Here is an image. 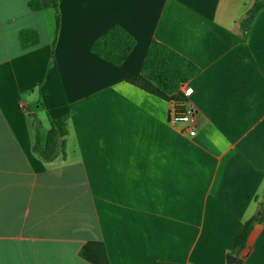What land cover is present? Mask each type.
Instances as JSON below:
<instances>
[{
	"label": "crops",
	"instance_id": "0c3cea01",
	"mask_svg": "<svg viewBox=\"0 0 264 264\" xmlns=\"http://www.w3.org/2000/svg\"><path fill=\"white\" fill-rule=\"evenodd\" d=\"M30 1L0 0V264H91L89 242L109 264H227L264 197V7L242 34L254 0H57L55 33ZM113 25L135 41L117 67L90 52ZM152 41L198 69L179 89L192 138L141 74ZM60 118L64 155L44 162L32 146ZM247 247L264 264V222Z\"/></svg>",
	"mask_w": 264,
	"mask_h": 264
},
{
	"label": "trees",
	"instance_id": "16d2710c",
	"mask_svg": "<svg viewBox=\"0 0 264 264\" xmlns=\"http://www.w3.org/2000/svg\"><path fill=\"white\" fill-rule=\"evenodd\" d=\"M54 10L55 33L59 26L57 0H48ZM264 7V3L254 0L249 9L239 19L241 33L245 34L256 14ZM29 8L39 11L40 0H31ZM38 42L36 32L23 30L19 33V43L23 49H28ZM135 44L134 39L118 25L110 27L90 46V52L98 58L108 61L114 66H120L127 58ZM197 67L179 55L171 48L152 41L145 55L141 74L153 82L163 92L172 95V101L181 102L184 98L178 89L190 81L197 73ZM50 129L44 137L43 144L35 142L32 151L42 161L49 162L59 154L64 155L65 136L67 135L66 118L50 120ZM264 222V197L259 203L258 214L247 219L234 235L231 255L243 257L248 251L247 241L255 225ZM80 256L91 264H109L104 247L99 242H89L83 246Z\"/></svg>",
	"mask_w": 264,
	"mask_h": 264
},
{
	"label": "built area",
	"instance_id": "2783aa9c",
	"mask_svg": "<svg viewBox=\"0 0 264 264\" xmlns=\"http://www.w3.org/2000/svg\"><path fill=\"white\" fill-rule=\"evenodd\" d=\"M179 89L178 93L180 94ZM195 114V110H193L192 108H186L184 99L181 102L172 101V112L167 121V124L171 127H175L178 125L183 126V132L189 138H192L195 136Z\"/></svg>",
	"mask_w": 264,
	"mask_h": 264
},
{
	"label": "water",
	"instance_id": "95a60500",
	"mask_svg": "<svg viewBox=\"0 0 264 264\" xmlns=\"http://www.w3.org/2000/svg\"><path fill=\"white\" fill-rule=\"evenodd\" d=\"M258 1L264 2V0H258ZM244 258H245V256L236 257V256H233V255H228L226 257V260H227V264H241Z\"/></svg>",
	"mask_w": 264,
	"mask_h": 264
}]
</instances>
